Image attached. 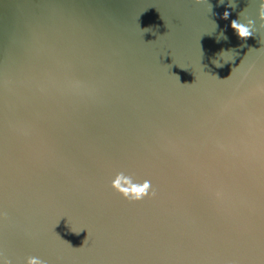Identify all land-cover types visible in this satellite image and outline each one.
<instances>
[{
  "label": "water",
  "instance_id": "water-1",
  "mask_svg": "<svg viewBox=\"0 0 264 264\" xmlns=\"http://www.w3.org/2000/svg\"><path fill=\"white\" fill-rule=\"evenodd\" d=\"M229 2L0 0V264H264V19Z\"/></svg>",
  "mask_w": 264,
  "mask_h": 264
},
{
  "label": "clouds",
  "instance_id": "clouds-1",
  "mask_svg": "<svg viewBox=\"0 0 264 264\" xmlns=\"http://www.w3.org/2000/svg\"><path fill=\"white\" fill-rule=\"evenodd\" d=\"M207 3V0H194V3ZM220 4L224 3V0H219ZM228 7L235 9L236 4L234 0H230ZM209 11L212 10V5H208ZM230 13L225 11L222 15V19L227 20ZM259 17L264 19V0H260L259 6ZM255 24V21L249 20L247 23H242L240 18L232 20L230 22V28L234 31L237 38L241 41H247L248 38L252 37V28ZM217 26V25H216ZM218 27V26H217ZM150 31L145 30V33ZM227 36L223 31L217 36V42L220 40H227ZM244 47V44L241 45ZM216 67H222L220 64H215ZM179 80V77L177 76ZM110 187L122 198L128 200L129 202H139L145 198L152 199L156 196V191L152 186L151 180L145 179L142 183L137 182L133 175L126 174L124 171L118 172L114 179L111 180ZM79 234V233H75ZM2 264H11V261L7 258H2ZM26 264H46L42 258L38 256L28 257Z\"/></svg>",
  "mask_w": 264,
  "mask_h": 264
}]
</instances>
